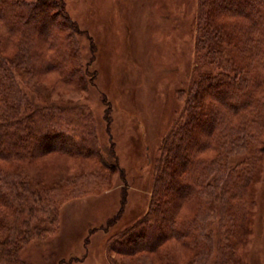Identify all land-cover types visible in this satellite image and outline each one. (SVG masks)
<instances>
[{
	"label": "rangeland",
	"instance_id": "374dc122",
	"mask_svg": "<svg viewBox=\"0 0 264 264\" xmlns=\"http://www.w3.org/2000/svg\"><path fill=\"white\" fill-rule=\"evenodd\" d=\"M63 1L80 29L74 42L81 75L71 77V70L58 59L48 69L38 62V69L27 74L12 61L16 50L4 56L22 95V111L50 109L51 115L67 118L80 114L84 125L91 127L99 151L89 158L39 150L38 157L26 161H0L2 172L30 185L25 188L28 192L23 188L19 192L32 207L30 214L26 212L27 234L13 235L6 226L0 238L9 234L25 264H164L160 252L122 254L115 241L150 212L163 143L181 121L190 88L203 73L221 72L209 62L205 49L198 52L203 35L200 0ZM221 19L226 24L234 21ZM4 31L1 24L0 34ZM56 53V48L49 49L45 58L51 60ZM221 92L225 98L232 89ZM248 112L232 119L238 122ZM209 125L196 132L205 134ZM261 141L264 150V134ZM55 142L58 150L71 146L62 139ZM106 148L114 149L120 169L107 166ZM215 154L207 148L200 155ZM243 158L234 156L232 165ZM180 159L175 160L179 167ZM167 195L169 200L164 198L160 212L151 218H161L165 210L170 218L183 221L200 214L199 223L212 239L208 261L218 260L226 217L204 211L194 198L184 202L176 192ZM176 201H180L177 206ZM246 213L236 252L244 264H264V152L248 184ZM219 226L220 238L216 236ZM151 231L146 230L145 236ZM191 239L162 242L168 261L188 264L195 252L184 244Z\"/></svg>",
	"mask_w": 264,
	"mask_h": 264
},
{
	"label": "trees",
	"instance_id": "16d2710c",
	"mask_svg": "<svg viewBox=\"0 0 264 264\" xmlns=\"http://www.w3.org/2000/svg\"><path fill=\"white\" fill-rule=\"evenodd\" d=\"M221 17L234 21L226 24L220 22ZM1 24L6 31L0 34V161H26L38 157L39 150L97 156L99 147L93 131L84 125L80 114L75 112L67 118L51 115L50 109L22 111V95L9 67V58L4 56L16 50L12 61L27 74L36 71L40 63L48 69L58 59L71 70V77L81 75L74 42V34L80 29L68 14L64 1L0 0ZM200 29L203 35L198 52L205 49L209 62L221 72L203 73L190 88L181 121L163 143L150 212L123 231L115 243L122 254L160 252L162 263L172 264L161 243L171 238H193L184 244L195 252L188 264H244L236 249L245 228L248 184L264 152L261 141L264 134V0H200ZM52 48L57 49L56 55L46 59V53ZM225 88L232 92L221 98ZM245 111H249L247 116L234 122V114ZM208 122L205 134L196 132ZM55 138L70 142L71 146L58 150ZM207 148L216 153L214 157H201ZM183 149L185 152L181 153ZM105 153L111 164L107 166L120 169L114 149L106 148ZM234 156L244 158L232 165ZM179 158L180 167L175 161ZM2 171L0 168V230L8 226L13 235L22 236L30 227L26 212L30 214L32 207H28V197L19 188L27 189L30 185ZM171 191L178 193L184 202L194 198L204 211L226 217L228 224L225 238L218 246V260L208 261L212 239L199 223L200 214L183 221L174 216L170 218L165 210L161 218H151L153 213L160 212L159 204ZM176 202V206L180 204ZM151 224L156 227L153 231ZM167 228L170 232L165 234ZM146 230L151 231L149 237L145 236ZM222 230L219 226L218 238ZM10 238L9 234L0 238V264H25L18 254V245ZM147 240L155 242L144 243Z\"/></svg>",
	"mask_w": 264,
	"mask_h": 264
}]
</instances>
